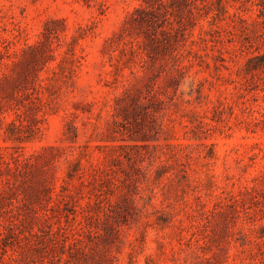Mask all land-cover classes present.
I'll return each mask as SVG.
<instances>
[{
    "label": "rangeland",
    "instance_id": "1",
    "mask_svg": "<svg viewBox=\"0 0 264 264\" xmlns=\"http://www.w3.org/2000/svg\"><path fill=\"white\" fill-rule=\"evenodd\" d=\"M1 234L6 264H264V0H0Z\"/></svg>",
    "mask_w": 264,
    "mask_h": 264
},
{
    "label": "trees",
    "instance_id": "2",
    "mask_svg": "<svg viewBox=\"0 0 264 264\" xmlns=\"http://www.w3.org/2000/svg\"><path fill=\"white\" fill-rule=\"evenodd\" d=\"M144 1H146V0H144ZM147 3H149V2H147ZM150 5V4H149ZM260 5V4H259ZM262 5V4H261ZM146 7H144V8H140V9H138V10H136V13H138V14H141V13H144V12H146ZM133 18V17H132ZM134 20H136V19H134ZM144 22L143 21H137V23L136 24H133L132 26H131V28H130V26H127V24H126V27H125V29H124V31H123V33H122V36L124 37V36H130V34H131V30L132 29H135V28H140V26L143 24ZM148 44V46H149V48H150V52H148V50L146 49L147 48V45L144 43V42H142V41H140V40H138V39H133V41H132V43H131V49H130V52H132V54L133 55H138V53L139 52H142V51H146L145 53L147 54V56L149 57V58H152L153 56H155L156 54H157V52H158V36L156 35L154 38H149V42L147 43ZM144 45H146L145 46V49L144 50H141L142 49V47L144 46ZM153 54V55H152ZM4 240V237H3V235L1 234L0 235V243L2 242ZM7 255V250L6 249H3L2 251H1V248H0V264L2 263V264H6L5 263V256ZM4 256V257H3ZM9 260H17L16 258H14L13 257V255H9Z\"/></svg>",
    "mask_w": 264,
    "mask_h": 264
}]
</instances>
